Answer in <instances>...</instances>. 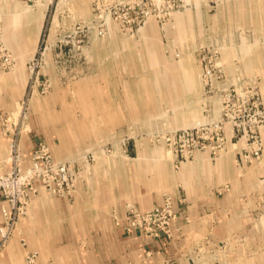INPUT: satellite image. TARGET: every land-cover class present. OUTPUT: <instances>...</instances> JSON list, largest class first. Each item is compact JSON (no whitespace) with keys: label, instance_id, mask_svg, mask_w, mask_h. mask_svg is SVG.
Segmentation results:
<instances>
[{"label":"rangeland","instance_id":"374dc122","mask_svg":"<svg viewBox=\"0 0 264 264\" xmlns=\"http://www.w3.org/2000/svg\"><path fill=\"white\" fill-rule=\"evenodd\" d=\"M81 125L99 133L98 142L88 143L108 158L129 156L138 143L167 144L178 157L180 132L202 125L206 135L229 132L235 141L245 135L248 145L262 149L259 159L238 156L239 172L262 162L264 0H0L6 172L12 143L30 165L28 132L51 149L57 126L81 136ZM95 155L92 148L74 153L67 160L75 171L72 196L52 195L71 203ZM256 213L259 219L264 209ZM247 233L202 244L186 264H264V232ZM36 259L41 264L38 253Z\"/></svg>","mask_w":264,"mask_h":264},{"label":"crops","instance_id":"0c3cea01","mask_svg":"<svg viewBox=\"0 0 264 264\" xmlns=\"http://www.w3.org/2000/svg\"><path fill=\"white\" fill-rule=\"evenodd\" d=\"M81 126V136L67 126H57L51 152L56 159L67 161L74 153H89L92 148L96 161L90 174L81 175L71 203L39 189L30 213L21 218L0 253V264H23L34 252L41 264H186L202 244L212 247L240 232H264V216L255 218L257 210L264 209V177L260 180L264 156L262 162L239 172L242 141L233 140L229 132L222 135L216 154L208 148L182 160L167 144L142 148L138 143L129 156L108 158L93 147L95 143L92 147L88 143L98 142L99 133ZM40 142L46 141L36 133L25 135L28 159ZM6 156L7 141L0 135L3 173ZM167 198L177 214L173 238H152L140 230L126 233L131 209L144 212L163 205Z\"/></svg>","mask_w":264,"mask_h":264},{"label":"built area","instance_id":"2783aa9c","mask_svg":"<svg viewBox=\"0 0 264 264\" xmlns=\"http://www.w3.org/2000/svg\"><path fill=\"white\" fill-rule=\"evenodd\" d=\"M203 130L205 128L199 125L180 132L176 138V144L179 145L182 160H188L195 152L207 148L213 150L214 154L221 149L220 143L223 136L206 135ZM245 138L246 144L241 146L239 152L240 159L247 160L248 154H253L259 159L262 149L255 144L248 145V138L245 135H242L240 140L243 141ZM213 142L215 144L211 145ZM216 143L219 144L216 146ZM10 148L9 161L12 162V167L8 172L0 174V211L2 216L0 251L12 236L22 208L27 205L31 194L35 195L39 189H43L50 194L68 199L67 197L72 196L75 180V171L71 161L55 159L51 149L45 143H39L34 149L28 166L24 164L26 159L21 153L19 145L12 143ZM176 218L173 202L167 198L163 205L154 206L144 212L131 209L124 230L129 234L133 230H140L152 238H173L172 224ZM24 264H38L36 253L27 255Z\"/></svg>","mask_w":264,"mask_h":264},{"label":"bare ground","instance_id":"6f19581e","mask_svg":"<svg viewBox=\"0 0 264 264\" xmlns=\"http://www.w3.org/2000/svg\"><path fill=\"white\" fill-rule=\"evenodd\" d=\"M86 130V129H85Z\"/></svg>","mask_w":264,"mask_h":264}]
</instances>
